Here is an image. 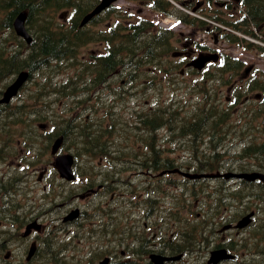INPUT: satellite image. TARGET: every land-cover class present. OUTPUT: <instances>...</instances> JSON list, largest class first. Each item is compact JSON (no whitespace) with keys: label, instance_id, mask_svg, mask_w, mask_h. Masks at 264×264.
I'll use <instances>...</instances> for the list:
<instances>
[{"label":"rangeland","instance_id":"obj_1","mask_svg":"<svg viewBox=\"0 0 264 264\" xmlns=\"http://www.w3.org/2000/svg\"><path fill=\"white\" fill-rule=\"evenodd\" d=\"M2 3L3 0H0V5ZM145 4L141 0L118 1L114 5L117 13L104 14L90 28L94 41L78 50L76 64H73L74 61L53 62L54 67L35 71L33 78L22 90L20 96L11 104L9 109L12 115H8L7 111L1 112L0 246H2L4 253L7 249L15 250L11 264H96L106 254L115 257V264L129 261L128 256H132L131 260L144 264L145 256L141 259L137 258L143 244L147 240L150 242L152 240L154 245L156 243L155 237L153 238L151 235L152 232H149L150 229H146L148 232L143 229L145 222L153 225L154 233L157 235L163 231L167 235L168 228L165 226L161 230L158 226L166 223L162 221H169L168 213L175 211L176 206L184 203L194 209L191 214L186 211V222L189 218L191 224L202 222L197 231L198 235L202 234V238L199 237L196 240V248L199 251L202 250L205 256L208 254L210 245L220 243L223 240L222 236L218 234V229L226 222L217 223L222 221L220 220L221 216L226 215L229 220H237L247 212L255 211L254 222L249 228L238 234H229L230 238L235 236L234 242L237 246L234 252L237 259L233 263L226 262L223 264H264V255L262 258H256L252 252L254 251L252 249L253 239L257 235H262L260 231L264 226V187L262 185L245 186L235 181L222 183L218 180L199 182H188L187 180L185 190L181 176H159L158 178L154 177L156 179L153 178V180L150 176L145 175L146 173L140 165L141 161L137 159V156L142 155L145 151L146 142L142 141L146 136H142L139 130L134 128L133 122L138 117L135 112L140 107L143 110L154 109L155 105L160 108H166L165 106L169 105L176 109H180L179 107L182 106L186 111H179L181 117H188L195 112L223 114L225 125L221 128L220 134L224 144L222 147L219 146V153L222 155L220 159L223 160V171L264 172V160L260 156L251 155L249 158H244V150L247 145H253L264 139L263 132L254 129V124L252 129L247 128L249 112L257 105L254 98L258 92L249 93L253 98L247 104L243 103L244 95L242 98L235 97L232 103L228 105L226 90L228 84L231 83L228 72H220L205 78L210 73L208 71L200 79L203 83L199 88H197V84L200 82L181 76L172 77L171 80L162 77L155 78V81L150 82H155V85L145 83L141 78L133 84L129 83L133 86L132 90L126 91V95L120 99L119 95L124 86L121 80L128 73V70L124 69L121 74L117 73V80L101 86L104 89L106 86L111 88L101 92L104 103L101 107L110 110L111 102L116 100L118 104L114 109H111V113L114 114V111L125 113V120L128 121L127 126L129 128H126L123 142L118 144L120 147L125 146L124 155L134 159L127 165L120 164L118 166L119 159L111 162L104 161L103 164L99 165L89 163L87 158L80 157L76 167L81 180L71 183L61 181L54 171L53 158L50 156L48 147L50 144L49 135L55 130L63 131L66 117L68 120L73 119L79 112H82L86 118L89 102L91 98H94L93 85L88 88V76L81 74L84 64H91L93 61L85 60V56L82 55L88 52L89 56L94 55L92 52L98 49L97 44L100 45V42H96L98 33L106 32L110 24L113 25V28L118 24L128 26L129 21L145 18L153 24L152 28L157 30L174 29L172 33L176 34V37L172 41L173 50L170 55L173 51L179 50L177 40L183 38L181 33L194 35L192 26L176 21L181 11L186 12V8L182 5H179L178 10L173 12L171 16H161ZM235 11L236 9H232L231 12ZM7 13L6 10L0 9V21L5 18ZM60 14L57 13L56 21L63 25L67 21L64 22V18L63 20L60 19ZM224 16L232 19L227 14ZM38 23V20L34 19L32 30L29 28L34 37L39 30ZM85 33L88 34V32ZM199 33L196 34V38ZM213 34L214 36L205 35L203 41L212 45L213 48L223 50L232 59L240 60L243 63L240 73L245 68L254 66L255 70H253L254 74L252 75L260 74L259 77H264L262 52L229 43L222 36L220 37L221 40H218L217 36L220 35L218 31H214ZM252 41L264 46L262 42ZM10 47L11 50L5 51L6 48ZM0 48V54L5 57L9 52V55L13 54L15 49L25 52V46L21 45V41L15 35L14 30L3 25L0 27ZM143 70L142 66L140 72L145 76ZM171 72L173 73L172 70ZM79 74L80 76H78ZM89 74L94 75L96 73L90 72ZM12 78L13 76L10 74L0 79V91L5 89ZM124 79L127 82L128 79ZM251 81L249 79L242 83L247 84ZM242 83L239 82L238 84ZM88 98L90 100L81 102ZM20 105H25L26 116L15 109L16 106ZM226 107H229L230 112L225 109ZM46 121L51 124V128L48 127L43 132L38 124L46 123ZM258 124L259 122H256V125ZM171 134L174 135L173 142L169 148L159 149L160 155L165 158H173L174 164L185 167V170L187 166L193 165L196 168L200 163L203 166H205L204 164L215 163V159L209 158L212 157V152L207 151L210 147L209 137L201 143H196L198 152L195 146L186 142V137L176 135L174 129H172ZM165 135H167L166 131L160 130L158 139H162ZM250 136L251 139H249ZM161 141H159L160 145L163 144ZM139 142L143 144L140 150L141 143ZM69 149L74 154L80 153V156L84 153V151H80L82 150L81 146H76L72 139H68L65 146V150ZM242 154L243 157H241ZM197 156L198 158L195 159ZM114 157H118L117 154ZM117 166L118 170L122 169L120 175L118 174L116 177L100 175L114 170ZM93 171L95 172L94 175L91 173ZM40 173L45 174L41 182L39 181ZM92 181L94 187L107 182L113 189L109 192L103 191L84 199L81 198L80 195L86 192L85 185ZM8 182L14 185L13 190H8L10 188ZM230 186L231 189H228ZM231 193L240 196L241 199L230 198ZM69 207L71 209L79 207L83 212L79 222L74 225L62 222ZM201 211L205 217L196 221V213ZM37 217L45 225L46 230L42 236H45L48 245H50V249L45 251V255H50L51 252L58 254L56 257L41 258L38 260L40 263H25L26 246L22 249V244L17 241V237L20 231L23 232L26 224ZM183 218L185 219L184 216ZM8 239L11 240L10 243L7 242ZM123 251H126L125 255L127 256L122 255ZM206 259L191 253L184 264H205Z\"/></svg>","mask_w":264,"mask_h":264},{"label":"trees","instance_id":"obj_2","mask_svg":"<svg viewBox=\"0 0 264 264\" xmlns=\"http://www.w3.org/2000/svg\"><path fill=\"white\" fill-rule=\"evenodd\" d=\"M96 1L97 0H6L2 6L4 7V10H9V12L2 20L3 26L11 28L13 19L17 13L27 9L29 11V25L32 27L33 20L36 19L39 22V30L36 34L35 41L33 42L34 46L32 47L31 54L23 56L22 52L19 50L12 54L9 58L0 56V71H6L9 69L10 73H15L22 69H33L35 65L38 66L40 64H45L48 59H69L73 56V54H75L74 49L77 50V48L74 47V44L76 42L78 43L80 39L84 41L85 38V35H81L79 34L80 32H77L79 27L77 19L87 13V11H90L96 4ZM146 1L151 2L153 0ZM244 6V19L250 26V30L244 31L245 34L258 38L264 42V0H244ZM153 8L164 14H169L175 11V7L167 0H155ZM63 9L70 11L74 10V19L67 28L68 30L58 32L57 29L60 28V25H58V22L55 21V15L58 11ZM148 24L150 25L149 22ZM61 29H63V26H61ZM123 30H125L124 42L126 44V48L133 52V49H136L140 44L138 39L141 36L142 31H144V26L138 25L137 23H131L128 26H125ZM120 34L121 33H114L109 40L112 38L114 42L119 43L122 38L120 37ZM226 37L231 42L240 41L238 37L231 34H228ZM159 39L161 40L162 36H159ZM244 42L248 48L257 49L264 55L263 46L252 43L248 40H244ZM111 52L114 53L113 50ZM116 55V53H110L109 56L103 57L101 65L102 63L104 64V66L102 65L104 72L113 70L114 66L119 63V60H116ZM226 59H228L231 63L224 66L223 72H226V70H236L240 68L241 64L239 61L233 60L230 57H226ZM252 80L250 90L261 92L262 99L259 102L260 104H257L249 112L247 128L252 129L254 124V129H259V132H263L264 135V77H260L259 79L258 76ZM219 117L220 120H216L214 123L216 125H225L223 115ZM149 120L150 118H146L143 121V125L148 129H150L152 124ZM256 122H259V124L256 125ZM197 125L199 124L195 123L192 125L191 132H195L194 128H196ZM244 154H246V156H260L264 160V139L260 142L254 143L253 145H249L244 150ZM150 166L157 170H161L162 167H174L171 163L162 164L157 161H150Z\"/></svg>","mask_w":264,"mask_h":264},{"label":"flooded vegetation","instance_id":"obj_3","mask_svg":"<svg viewBox=\"0 0 264 264\" xmlns=\"http://www.w3.org/2000/svg\"><path fill=\"white\" fill-rule=\"evenodd\" d=\"M237 2H239V0H237ZM227 4L229 5V3H227ZM181 45L183 47L182 51L184 52V56L182 57L183 58L182 73L186 75L187 72L195 71L192 67H190V62L198 53L203 52V51L197 49L196 46L193 47L192 42L186 41V37H184V39L181 41ZM206 52H209V51H206ZM209 68H210V64H208L205 69L208 70ZM242 78L243 77H241V79ZM237 85H238V83L235 85L229 86L227 88V92L231 97H233L234 91L238 88ZM0 96H1V93H0ZM102 98H103L102 96L97 97L98 100L93 103L92 107H90L91 109H89V111L91 113L87 114L86 118H84L83 113L79 112L76 115V117L72 119V123L70 122V125L72 128L70 136H72L73 142L76 143V146L77 145L79 146V140H78L79 132L82 129H84L85 127H88V131L92 132L91 137H90L91 140H94V138L97 135H99L101 137L102 142H101L100 147H99L100 155L96 156V158H94L92 156H87V162L96 163L99 165L103 164L104 161H110L111 162V161L119 158V157H114V155H112V154H116L117 152H113L112 154H110V152H108V143H109V149H110V144H111L112 140H110V136L107 135L106 130H108L112 126L116 129H118V134L119 133L120 134H119V136H117V138L120 137V135L125 131V128H123V127H122V132L120 130L121 126H123V123H121V120L123 121V118L121 116H119V120L115 119L113 117V114L107 112V110L105 108H99V106H101L103 104V102H101ZM5 111L10 112L11 110L9 108H5L4 106H0V113L5 112ZM48 126L46 128H48ZM156 130H158V129H155V131ZM63 133H64V135L65 134L68 135V132H63ZM66 135H65V137L67 138ZM114 140H115V136H114ZM113 146L115 147V145H113ZM152 150H153V148H152ZM61 153H70V152H66V151L62 150ZM150 153L152 154V152H150ZM153 153H156V152H153ZM73 155L75 157L74 171L76 173L77 167L75 166V164H77V162H78V156L76 154H73ZM147 157L152 158L155 161L159 160L158 155L154 156V154H153V155H148ZM153 160H151V161H153ZM188 163H191V162H188ZM188 163H186V164H188ZM186 168L187 169H195V167L193 165L187 166ZM168 170L169 169H167V171ZM55 173H56V171H55ZM93 174H95V172H92V175ZM156 174H157V172H156ZM152 176H154V175L152 174ZM42 177H43V175L41 176L40 179H42ZM95 177H96V175H95ZM76 181H77V178H76ZM67 182H71V181H67ZM85 186H87V185H85ZM105 187H106L105 184H98L97 189H95L94 184L89 183L88 184V188H89L88 193L80 195V197L85 198V197H88L92 194L102 192L105 190ZM76 208H78V207H76ZM72 210H73V208L71 209V207H69L66 210L65 215L69 214L70 211H72ZM183 212H184V216L186 219V204L183 205ZM82 216H83V212L81 211V213L79 214V218L72 220V221H70V220L63 221L62 220V222L74 225L75 223L79 222V219ZM200 216L201 215L198 214V217H200ZM33 220H38L40 225H37V223H36L37 221H35V224L38 227L36 229L35 228L32 229L31 235H28L27 237H23V238H25V241H23L22 249L26 246L25 247V263H34V262L40 263V261L38 262L39 259H41V258L46 259L47 256L56 257L58 254V253L51 252L50 255H45V251L50 249V245H48L45 236H42L46 230L45 225L40 222L39 217H37ZM30 222H28V223H30ZM229 223H232V222H229ZM229 223H227V224H229ZM220 232H221V230H220ZM236 234H237V232H236ZM222 238L223 239L226 238V235L224 233H223ZM7 242L10 243L11 240L8 239ZM32 243L36 244V250H35L33 256L28 258L29 247ZM221 245L222 244H219V243H216L214 245H210V250L220 248ZM2 250H3L2 246H0V260H1L0 264H11L14 253L12 251H9V258H7V260L4 261ZM166 253L168 256L183 255L182 260H180L178 262H173L171 264H183L186 261L185 260L186 255L190 253V245L186 241V226H183L182 230L176 231L173 229L170 232L169 241H168V248L166 249Z\"/></svg>","mask_w":264,"mask_h":264},{"label":"water","instance_id":"obj_4","mask_svg":"<svg viewBox=\"0 0 264 264\" xmlns=\"http://www.w3.org/2000/svg\"><path fill=\"white\" fill-rule=\"evenodd\" d=\"M116 1L117 0H101L98 6L92 12H90L88 15L85 16V18L82 21V25L87 24L92 18H94L96 15L103 12L105 9L110 7ZM27 17H28V14L26 12L20 13L14 21V28L19 36H23L27 40V42L30 43L32 41V37L29 35L26 29ZM216 59H217L216 55L202 56V57H199L197 60H195L193 64L197 68L202 69L206 65V63H208L211 60H216ZM29 76L30 74L28 71L21 72L16 78V80L7 88V90L4 93V97L0 100V103H9L11 99L18 94L19 90L22 88V86L27 81ZM62 144H63V138H59L53 145L52 153L56 154ZM72 163H73V157L71 155H63V156L57 157L56 166L58 167L61 173V176L66 177L68 179L72 178V174H71ZM205 176H209V175H205ZM231 176L243 178L248 181L260 180L264 183V173L253 172V173L227 174L226 175L227 178ZM194 177H199V176H194ZM252 216H253V213L245 216L241 221H239L236 227L244 228L248 226L252 221L251 219ZM29 228L30 226L28 227V229ZM232 257L233 256L231 254H228L226 250L214 251L212 252L209 263L218 264L220 261L224 259H231ZM152 258L157 264H162L164 260L163 258L158 257V256H154V257L152 256ZM100 264H108V261L105 260L104 262Z\"/></svg>","mask_w":264,"mask_h":264},{"label":"bare ground","instance_id":"obj_5","mask_svg":"<svg viewBox=\"0 0 264 264\" xmlns=\"http://www.w3.org/2000/svg\"><path fill=\"white\" fill-rule=\"evenodd\" d=\"M264 196V195H263Z\"/></svg>","mask_w":264,"mask_h":264}]
</instances>
